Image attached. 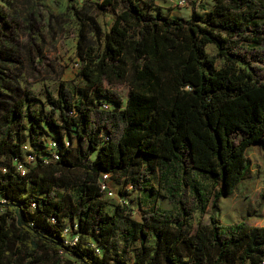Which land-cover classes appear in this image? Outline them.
I'll use <instances>...</instances> for the list:
<instances>
[{
	"label": "trees",
	"instance_id": "trees-1",
	"mask_svg": "<svg viewBox=\"0 0 264 264\" xmlns=\"http://www.w3.org/2000/svg\"><path fill=\"white\" fill-rule=\"evenodd\" d=\"M211 1L185 18L155 0H95L94 12L114 13L108 29L75 9L82 85L76 95L61 82L48 110L0 70V264H264V225L188 222L233 193L247 148L264 144V0ZM44 136L59 141V159L21 174L13 157L26 141L39 153ZM102 173L166 198L175 214L107 210Z\"/></svg>",
	"mask_w": 264,
	"mask_h": 264
},
{
	"label": "rangeland",
	"instance_id": "rangeland-1",
	"mask_svg": "<svg viewBox=\"0 0 264 264\" xmlns=\"http://www.w3.org/2000/svg\"><path fill=\"white\" fill-rule=\"evenodd\" d=\"M95 0H0L7 26L0 28V51L5 58H0V70L6 72L11 83H16L25 90L32 91L37 100L33 106L46 110L48 94L57 95L62 82L77 94L82 85L78 76L79 59L76 56L78 24L74 10L87 11L97 17L104 28L108 29L114 13L105 14L93 11ZM179 0H155L154 9H159L172 17L188 18L191 10H200L212 6L211 0H186L184 6L177 5ZM214 53L213 44L206 47ZM0 88L5 90L1 84ZM123 101H126L130 86L126 81L115 83ZM44 139L46 137L44 136ZM94 154L92 155V157ZM250 161V170L231 195L218 199L214 207L209 204L206 213L200 216L197 211L191 213L188 222L195 226L206 224L209 216H214L222 224L245 220L251 225H264V144L256 142L246 150ZM2 170L5 168L0 166ZM151 182L157 186V178ZM110 192L106 193V208L112 211L116 205L128 207L132 216L140 220L144 211L157 205L170 215L175 209L166 198L151 195L145 191L133 189L130 178H112ZM125 202V203H124ZM189 207L194 208L189 201ZM66 239H72L70 228L64 231Z\"/></svg>",
	"mask_w": 264,
	"mask_h": 264
},
{
	"label": "built area",
	"instance_id": "built-area-1",
	"mask_svg": "<svg viewBox=\"0 0 264 264\" xmlns=\"http://www.w3.org/2000/svg\"><path fill=\"white\" fill-rule=\"evenodd\" d=\"M186 3V0H179L177 2V5L184 6ZM112 105L108 102H103L101 104V108L104 109H111ZM72 114V112H70ZM47 140L42 138L43 145L40 148L39 153H35L33 151L32 145L26 141L22 144V151L23 153V159L22 161L17 159L16 157H13L12 161L15 164L17 170L24 174L28 170V166H32L36 163L37 159L40 158L44 163H50L55 162L59 159V152L61 149V145L57 139L52 137H46ZM65 146H69V140H64ZM112 176L110 173H102L98 180V186L101 191L104 193L110 192V186L109 182L111 181ZM0 200L3 202L4 199L0 198ZM125 203V202H124ZM67 230V229H65ZM64 230V231H65ZM77 240V236H74L72 239H65V242H69L70 244L75 243ZM96 246V245H94ZM96 251L99 252L100 249L96 247Z\"/></svg>",
	"mask_w": 264,
	"mask_h": 264
}]
</instances>
